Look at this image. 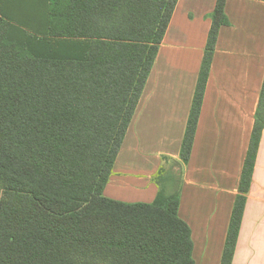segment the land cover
Wrapping results in <instances>:
<instances>
[{
    "label": "trees",
    "instance_id": "1",
    "mask_svg": "<svg viewBox=\"0 0 264 264\" xmlns=\"http://www.w3.org/2000/svg\"><path fill=\"white\" fill-rule=\"evenodd\" d=\"M224 1L211 15L183 159L228 23ZM176 2L0 0V264H194L178 196L102 195ZM263 125L264 77L220 264H231Z\"/></svg>",
    "mask_w": 264,
    "mask_h": 264
},
{
    "label": "crops",
    "instance_id": "2",
    "mask_svg": "<svg viewBox=\"0 0 264 264\" xmlns=\"http://www.w3.org/2000/svg\"><path fill=\"white\" fill-rule=\"evenodd\" d=\"M216 0H177L102 195L178 196L194 264H220L264 77V1L225 0L188 159L181 144ZM231 264H264V125Z\"/></svg>",
    "mask_w": 264,
    "mask_h": 264
},
{
    "label": "rangeland",
    "instance_id": "3",
    "mask_svg": "<svg viewBox=\"0 0 264 264\" xmlns=\"http://www.w3.org/2000/svg\"><path fill=\"white\" fill-rule=\"evenodd\" d=\"M35 4H37V3L34 2L33 5L35 6Z\"/></svg>",
    "mask_w": 264,
    "mask_h": 264
}]
</instances>
